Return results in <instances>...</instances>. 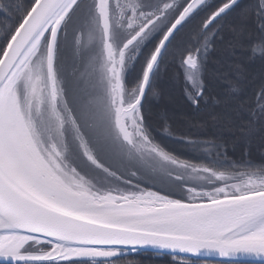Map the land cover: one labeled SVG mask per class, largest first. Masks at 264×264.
<instances>
[{
	"label": "snow or ice",
	"instance_id": "obj_1",
	"mask_svg": "<svg viewBox=\"0 0 264 264\" xmlns=\"http://www.w3.org/2000/svg\"><path fill=\"white\" fill-rule=\"evenodd\" d=\"M149 250L264 264V0H0V264Z\"/></svg>",
	"mask_w": 264,
	"mask_h": 264
},
{
	"label": "trees",
	"instance_id": "obj_2",
	"mask_svg": "<svg viewBox=\"0 0 264 264\" xmlns=\"http://www.w3.org/2000/svg\"><path fill=\"white\" fill-rule=\"evenodd\" d=\"M245 2L251 4V3H254V0H245ZM251 38L252 39H259V36L256 35L255 33H253ZM245 42L247 43L248 41H245ZM260 65H261V61L259 59H257L255 62V68L258 69L260 67ZM164 80H166V83L162 87L164 94L161 97V99L165 100V98H166L165 92H166L167 87L169 86L170 91L172 93V96L169 95L170 98H169L168 106H170L171 108H169V107L168 108L167 107H157V109L155 110L154 116H153V122L158 125L160 122V120L158 118L159 114L164 112V111H167L168 118H169L174 130L184 131L185 125H184L183 120H182V115L186 111V109H185V106L183 103V98L179 92V89L174 87L171 84V82L167 79V77H164ZM155 104H157V102L154 103V105ZM253 158L254 159L258 158V153H257L256 149L253 150ZM120 264H128V261L127 260H121ZM132 264H178V262L173 261L171 259V257L167 256V255L163 256V257H155L152 253H146V254H141L139 256L132 258Z\"/></svg>",
	"mask_w": 264,
	"mask_h": 264
},
{
	"label": "rangeland",
	"instance_id": "obj_3",
	"mask_svg": "<svg viewBox=\"0 0 264 264\" xmlns=\"http://www.w3.org/2000/svg\"><path fill=\"white\" fill-rule=\"evenodd\" d=\"M165 83H166V80H164V78H162L161 87H163ZM168 88H169V86L167 87L166 92H165L166 93L165 94V96H166L165 100L164 99H160L158 102L156 101L157 104H155V105H154V103H156V102L152 101V105H153V109H154L153 110V116H154V113H155V110L157 109V107H167V108L169 107V108H171L170 106H168V103H169V98H170L169 95L172 96V93L170 91V88L169 89Z\"/></svg>",
	"mask_w": 264,
	"mask_h": 264
},
{
	"label": "water",
	"instance_id": "obj_4",
	"mask_svg": "<svg viewBox=\"0 0 264 264\" xmlns=\"http://www.w3.org/2000/svg\"><path fill=\"white\" fill-rule=\"evenodd\" d=\"M148 253H152V250H149ZM191 259H196L195 257H191Z\"/></svg>",
	"mask_w": 264,
	"mask_h": 264
}]
</instances>
